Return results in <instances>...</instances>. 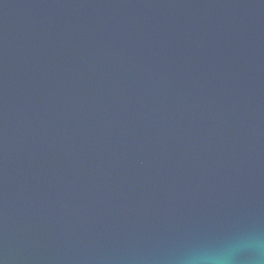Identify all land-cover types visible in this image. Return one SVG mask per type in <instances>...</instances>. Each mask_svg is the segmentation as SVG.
Returning a JSON list of instances; mask_svg holds the SVG:
<instances>
[{
	"label": "water",
	"instance_id": "water-1",
	"mask_svg": "<svg viewBox=\"0 0 264 264\" xmlns=\"http://www.w3.org/2000/svg\"><path fill=\"white\" fill-rule=\"evenodd\" d=\"M264 264V0H0V264Z\"/></svg>",
	"mask_w": 264,
	"mask_h": 264
},
{
	"label": "clouds",
	"instance_id": "clouds-1",
	"mask_svg": "<svg viewBox=\"0 0 264 264\" xmlns=\"http://www.w3.org/2000/svg\"><path fill=\"white\" fill-rule=\"evenodd\" d=\"M208 264H220L219 261H209Z\"/></svg>",
	"mask_w": 264,
	"mask_h": 264
}]
</instances>
